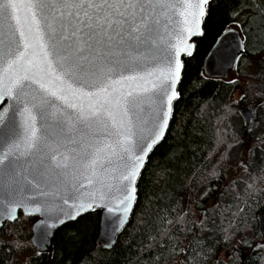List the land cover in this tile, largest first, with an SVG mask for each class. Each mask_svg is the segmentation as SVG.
Returning <instances> with one entry per match:
<instances>
[{
    "label": "trees",
    "instance_id": "obj_1",
    "mask_svg": "<svg viewBox=\"0 0 264 264\" xmlns=\"http://www.w3.org/2000/svg\"><path fill=\"white\" fill-rule=\"evenodd\" d=\"M229 29L240 33L244 53L227 78H207L205 58ZM202 30L183 58L168 130L146 161L132 215L112 248L98 246V210L59 228L50 255L30 241L37 218L19 214L0 229V264H151L162 233L176 229L187 264H264V0H211ZM245 105L256 107L246 136L238 113ZM231 164L241 172L228 180Z\"/></svg>",
    "mask_w": 264,
    "mask_h": 264
},
{
    "label": "snow or ice",
    "instance_id": "obj_2",
    "mask_svg": "<svg viewBox=\"0 0 264 264\" xmlns=\"http://www.w3.org/2000/svg\"><path fill=\"white\" fill-rule=\"evenodd\" d=\"M208 3L209 0H0V21L7 24L5 36L0 39V95H15L24 104L21 114L26 149L35 147L41 139L38 117L45 122L52 118L58 126L64 124L60 119L64 112L51 101L75 113L74 122L97 121L106 130L112 129L117 139L111 144L98 141L82 161L81 175L87 185L121 191L122 199L116 207L127 213L135 200V181L144 157L167 125L175 92L168 91L166 82L174 86L179 79V44L185 42L184 33H199ZM174 16L182 18L178 28L172 27ZM172 36L178 42L175 45L168 43ZM29 88L31 100H22V96L29 95L25 91ZM139 96L167 105V110L159 113V130L146 144L135 139L129 116V106H134ZM3 121L0 115V123ZM19 147L13 145L12 149ZM10 154L11 150L0 157V165L8 161ZM60 155L62 159L52 155L54 165L69 167L70 157ZM113 157L121 163L109 168L106 162L113 164ZM2 171L8 175L9 183L5 187L0 182V201L14 199L20 189L11 161ZM87 185L81 183L80 187ZM92 206L82 200L74 205L75 215L70 218ZM108 211L113 209L109 207ZM14 213L12 208L5 218L15 219ZM120 222H124L123 218ZM181 231L162 233L164 240L155 245L159 258L151 264H170L173 258L187 264L188 256L180 255L188 251L180 247ZM183 235L187 239V231Z\"/></svg>",
    "mask_w": 264,
    "mask_h": 264
},
{
    "label": "water",
    "instance_id": "obj_3",
    "mask_svg": "<svg viewBox=\"0 0 264 264\" xmlns=\"http://www.w3.org/2000/svg\"><path fill=\"white\" fill-rule=\"evenodd\" d=\"M177 2L180 3L182 0H177ZM189 2L196 3L198 0H189ZM209 3L206 5V10ZM189 11L193 10L189 9ZM204 18L205 16L203 20ZM173 20L175 23L172 27L178 28L182 18L174 16ZM203 20L199 25V33L191 36L184 33L185 42L179 44V59L182 65L179 79L174 86L171 81L166 82L168 91L175 92L171 112L167 119V125L162 128V137L144 157L135 181V188L151 151L163 140L168 130L172 106L178 97L177 89L183 71V58H189L194 53L195 40L201 38L203 34ZM6 31L7 24L0 21V39L4 38ZM168 43L169 45H175L178 42L175 36H172ZM161 47H164V45H161ZM2 51L3 46L0 45V52ZM171 51L174 52V49H171ZM243 53L244 45L240 33L235 29L227 30L216 40L205 58L203 65L205 77L227 78L234 71ZM25 91L29 95L22 96L21 99L31 100V88L25 89ZM51 103L56 104L64 112V115L60 117L64 124L58 126L57 121L52 118L45 122L39 120L38 117L37 128L41 139L35 147L26 149L23 144L24 117L21 114L24 104L17 100L15 95H0V115L4 116V121L0 123V157L11 150L8 161H11L16 186L20 189L14 199L6 198L0 201V229L5 223L14 222L19 214L25 217L37 218L32 225L30 241L37 252L50 255L52 239L59 228L89 212L98 210L101 213V223L97 243L100 248L108 251L115 244L116 239L130 220L136 202V194L131 208L127 213H124L122 208L116 207L119 200L122 199L121 191H118L116 187L109 190L107 187L102 188L98 184L87 185V181L83 179L81 172H83L82 161L86 158V154L94 151L95 147L98 146V141L111 144L117 137L112 129L106 130L103 124L97 121L74 122L75 113L69 109H64L59 102L51 101ZM163 110H167L166 104L153 103L148 96L137 97L136 104L129 106V116L132 119L135 139L139 143L146 144L150 142L151 136L159 130L157 128L160 121L159 113ZM49 111L51 112L53 109L49 107ZM238 113L243 121L244 136H246L255 124L256 107L245 105L238 110ZM109 133L113 134L109 135ZM17 144L20 147L12 149V146ZM53 154L57 155V159H62L60 154L68 155L70 157L69 167H56L51 159ZM112 159L113 164L108 165L106 162V166L109 168L121 163L118 157ZM8 161L4 165H0V182H3L5 187L9 183V177L2 170L7 167ZM109 182L114 185L118 183L117 181ZM81 183L87 186L81 188ZM82 200L91 203L93 206L81 209L80 215H76L74 219L70 218L75 215L76 208L74 205H78ZM37 207H39V211L35 210ZM109 207L113 209L112 212L108 211ZM12 208H15V219L5 218ZM121 218H123V223L120 222ZM62 220L63 223H61ZM259 227L264 238V212L259 217ZM113 228H115V231H112Z\"/></svg>",
    "mask_w": 264,
    "mask_h": 264
},
{
    "label": "rangeland",
    "instance_id": "obj_4",
    "mask_svg": "<svg viewBox=\"0 0 264 264\" xmlns=\"http://www.w3.org/2000/svg\"><path fill=\"white\" fill-rule=\"evenodd\" d=\"M240 172H241V170L239 169V167H237L234 164H231L229 169H228V172H227L228 180H232V179L237 178L240 175ZM196 217H197V215H196ZM199 217H200L199 219H201L202 214H200Z\"/></svg>",
    "mask_w": 264,
    "mask_h": 264
}]
</instances>
